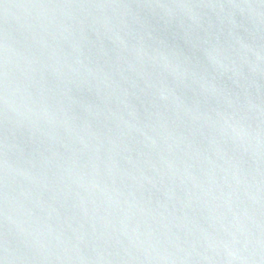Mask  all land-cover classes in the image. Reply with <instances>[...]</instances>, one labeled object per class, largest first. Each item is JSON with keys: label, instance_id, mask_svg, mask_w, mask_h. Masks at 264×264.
<instances>
[{"label": "water", "instance_id": "1", "mask_svg": "<svg viewBox=\"0 0 264 264\" xmlns=\"http://www.w3.org/2000/svg\"><path fill=\"white\" fill-rule=\"evenodd\" d=\"M0 264H264V0H0Z\"/></svg>", "mask_w": 264, "mask_h": 264}]
</instances>
